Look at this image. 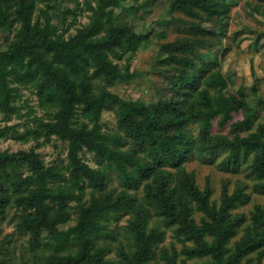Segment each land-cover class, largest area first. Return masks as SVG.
<instances>
[{
	"label": "trees",
	"instance_id": "16d2710c",
	"mask_svg": "<svg viewBox=\"0 0 264 264\" xmlns=\"http://www.w3.org/2000/svg\"><path fill=\"white\" fill-rule=\"evenodd\" d=\"M50 1L0 0V26L13 29L0 50V112L17 111L21 89L43 111L31 107L33 126L4 125L0 138L20 133L24 142L46 143L55 136L67 145L65 161L49 165L34 146L0 149V217L10 215L31 252L12 257L15 235L6 233L0 264H262L264 204L238 211L247 183L232 190L223 181L214 196L210 179L202 186L186 167L192 151L224 150L226 168L249 158L247 177L264 190V122L253 129L264 106L257 78L246 94L231 88L217 60L196 55L217 44L201 20L211 19L220 40L233 3L168 0L171 13L185 16L172 15L173 22L188 30L160 45L158 63L172 73L170 97L147 101L108 88L133 77L119 60L165 32H139L115 15L120 0H95L87 2L88 21L65 36L50 20ZM105 110L117 114L113 129L101 122ZM239 111L243 118L233 120ZM85 151L97 166L83 159ZM121 216L126 222L112 226ZM167 230L175 240L169 245Z\"/></svg>",
	"mask_w": 264,
	"mask_h": 264
},
{
	"label": "rangeland",
	"instance_id": "374dc122",
	"mask_svg": "<svg viewBox=\"0 0 264 264\" xmlns=\"http://www.w3.org/2000/svg\"><path fill=\"white\" fill-rule=\"evenodd\" d=\"M88 1L95 3V0H51L48 5L50 20L56 24L60 32L62 31L65 36H68L69 33L75 32L76 26L88 21V16L91 13V10H88ZM143 1L120 0L114 13L116 16L130 20L135 30L139 32H147L157 28L154 31L163 30L167 36L164 39L162 36L158 37L153 33L151 39L141 45L128 60L125 58L119 60L121 66L128 64L129 72L133 74V77L128 80H121L108 89L124 98L166 101L171 95L172 73L171 70L165 69L162 64L158 63L161 55L160 45L164 40H173L175 37L184 34L188 27L173 22L172 15L179 19H184L185 16L179 11L171 13L168 0H150L145 8L133 13L132 6ZM227 1L232 2L233 6L228 15L226 33L220 38V41L215 38L216 28H214L211 19L204 18L201 20V26L206 31H211L210 36L217 44L209 48H199L196 55L203 53L209 59L212 57L217 60V66H220L229 82L232 83L231 88L241 87L242 92L246 94L250 92V88L257 78L259 94L264 98V0ZM82 7L84 10L81 9ZM43 17L41 16V19H44ZM12 33L13 29L10 24L0 26V50L8 47ZM220 42L221 44H219ZM207 50L210 51V54L205 52ZM101 84L103 83L101 82ZM20 92V96H16L17 99L15 100V105L18 107L17 111H12L9 117H5L0 112V127L16 124L19 131L22 132L25 126H33L34 124L30 121V117L34 114L33 111L30 112L31 107L34 108L36 115L43 114V111L38 107L36 96L31 91L21 89ZM256 116L253 129L258 121L264 122V106L259 107ZM116 118L117 114L114 111L105 110L101 119L104 128H115ZM241 118H243L241 111L233 113V120ZM196 131L197 127L193 126L192 132L196 133ZM19 134L13 136L9 133L6 137L0 138V149L15 151L34 146L48 165L61 159L65 161L67 145L64 141L52 136L51 140L46 143L42 141V138L39 142L32 139L24 142L16 138ZM225 155L226 151L224 150H218L213 154L192 151L186 161V167L195 172L197 180L202 186L206 184L207 179H210L214 196L219 193L223 181H227L232 190L240 181L247 183L248 189L246 191L249 194L238 206V211H248L255 204H264V190L253 188V180L247 177L250 159H243L238 165L226 168L222 163ZM82 157L90 165L97 166V162L90 152H83ZM125 222L126 216H121L113 222L112 226L122 225ZM0 230V236L6 233H14L15 235L16 242H13V251L10 252L12 257L15 256L18 259L20 254L31 256L27 235L21 234L15 229L14 223L10 221V215H6L4 218L0 217ZM171 241L175 240L172 237V232L167 230L164 244L169 245ZM179 244L177 241L176 247H179ZM262 264H264V256Z\"/></svg>",
	"mask_w": 264,
	"mask_h": 264
},
{
	"label": "bare ground",
	"instance_id": "6f19581e",
	"mask_svg": "<svg viewBox=\"0 0 264 264\" xmlns=\"http://www.w3.org/2000/svg\"><path fill=\"white\" fill-rule=\"evenodd\" d=\"M237 72V71H236Z\"/></svg>",
	"mask_w": 264,
	"mask_h": 264
}]
</instances>
